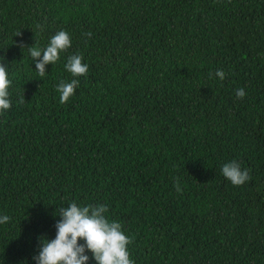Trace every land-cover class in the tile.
Segmentation results:
<instances>
[{
    "label": "trees",
    "instance_id": "obj_1",
    "mask_svg": "<svg viewBox=\"0 0 264 264\" xmlns=\"http://www.w3.org/2000/svg\"><path fill=\"white\" fill-rule=\"evenodd\" d=\"M59 30L40 77L29 48ZM0 63V264H36L71 202L106 205L135 264H264V0H0Z\"/></svg>",
    "mask_w": 264,
    "mask_h": 264
},
{
    "label": "clouds",
    "instance_id": "obj_2",
    "mask_svg": "<svg viewBox=\"0 0 264 264\" xmlns=\"http://www.w3.org/2000/svg\"><path fill=\"white\" fill-rule=\"evenodd\" d=\"M15 35H20L18 31ZM90 36L91 33H85ZM23 45H21L22 47ZM71 46V37L65 30H59L49 38L46 47H30L29 53L35 62V70L40 77L45 75V65L54 64L60 59V53L67 51ZM82 55L72 54L67 57L64 68L73 77L86 75L88 65L82 62ZM211 76V74H210ZM215 76L220 80L225 72L218 69ZM7 65L0 63V112L11 108ZM79 81L72 79L69 82L61 80L56 86L60 103H67L78 87ZM246 95L243 88L236 90V97L242 99ZM24 96L20 98L21 103ZM222 175L233 185L240 186L250 179L247 169L235 160L221 165ZM177 192H182L178 178L174 179ZM108 208L104 204L78 205L76 202L61 207L58 215L60 219L55 223V237L41 238L38 245V254L33 256L36 264H87L91 253L96 264H135L130 259L128 245L131 238L122 231V226L115 220H109L105 215ZM10 217L0 216V224L7 223ZM83 241V243H80Z\"/></svg>",
    "mask_w": 264,
    "mask_h": 264
}]
</instances>
